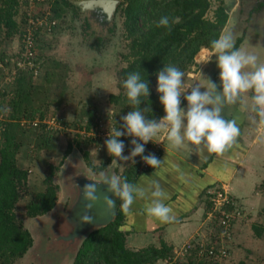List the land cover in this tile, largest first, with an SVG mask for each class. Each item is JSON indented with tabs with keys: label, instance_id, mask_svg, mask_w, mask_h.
Here are the masks:
<instances>
[{
	"label": "rangeland",
	"instance_id": "374dc122",
	"mask_svg": "<svg viewBox=\"0 0 264 264\" xmlns=\"http://www.w3.org/2000/svg\"><path fill=\"white\" fill-rule=\"evenodd\" d=\"M54 1L41 0L33 6L35 12L46 13L42 21L44 28L38 30L41 32L38 49L41 64L40 68L35 70L37 74H34L32 81L35 86L33 98L35 118L32 121L34 127L21 128L19 135L22 147L18 153V161L20 166L29 170V182L23 190L17 213L25 226L31 230L35 245L25 257L16 259L15 264H53L54 261L50 262L52 259L57 260V264H72L77 248L86 234L97 227L108 225L117 216L119 199L116 200L115 214H110L103 200L104 193L101 192L100 200L95 202L92 209L96 222L93 225L77 226L71 218L75 209L82 207L81 187L88 182L79 179L78 194L75 186L69 191L66 182L69 165L72 176L81 169L102 176L100 174L102 171L96 169L103 166L102 168L108 171L105 176L121 177L136 164L131 161H119L116 157L112 158L103 145L108 134L111 135L116 128H119L122 123L120 117L127 114L120 113V109L109 101L112 93L120 92L119 71L127 66L123 58V54L129 52L128 40L124 35L123 14L120 13L117 18L114 15L115 20L108 21L104 13L97 14L80 9L76 15L71 8L63 9L62 6L61 9L65 13L62 17H58L56 12L52 11ZM26 5L27 2L22 0L15 18L19 25L18 33L13 37H7L4 28L0 34V52L5 58L11 59L23 48L20 36L24 34L27 26L24 21L25 9L28 8ZM219 5L218 0H213L207 14L209 18H213ZM47 12L55 18V30H49L50 20ZM113 21L116 22L115 27ZM257 52L258 55H263V58L259 57V62H264V52L261 49ZM209 53L210 49L200 51L197 56V61L200 60V63L184 75L185 88L192 85L199 74H208L210 79L216 75L213 72L215 56L210 62L204 63ZM0 68H2L0 83L5 81L3 76L5 71H7L6 76L18 72L12 64L5 66V63L1 62ZM154 89H156V80ZM204 90L201 88V91ZM249 98L251 99V96ZM7 102L8 100L3 104L4 114L10 116L12 107ZM41 115L44 117L42 118ZM42 122H46L56 130H46L43 125L40 126ZM86 124L95 128L81 129ZM118 139L125 143L123 154L129 155L132 137L122 136ZM45 142L49 143V146L44 145ZM149 142V148L146 147L147 152L152 150V143ZM71 143L74 147L67 155L66 150ZM134 159L138 162L140 157ZM141 162L143 166L146 165L142 160ZM51 173L53 182L62 186L58 191L57 205L43 216L29 218L26 214V206L32 198L47 188L46 179ZM261 189L263 190V186ZM242 205L247 215L236 221L233 239L221 243L229 246L231 253L227 259L218 264H246L248 261L244 260L246 249L257 250L264 264V202L255 211L248 209L245 204ZM53 219H61L65 224L53 223ZM254 225H258L262 230V236L255 234ZM219 231V225L209 220L205 226V233L200 239L205 244H217ZM240 248L243 249L237 255L236 249L240 250ZM195 263L217 264L209 257L198 258L194 254L180 256L172 264ZM157 264L166 263L158 261Z\"/></svg>",
	"mask_w": 264,
	"mask_h": 264
},
{
	"label": "trees",
	"instance_id": "16d2710c",
	"mask_svg": "<svg viewBox=\"0 0 264 264\" xmlns=\"http://www.w3.org/2000/svg\"><path fill=\"white\" fill-rule=\"evenodd\" d=\"M24 1L28 6L25 9L26 19L24 20L28 27L26 26L24 34L20 36L23 48L21 51L18 50L11 59L5 58L0 52V63H5V66L12 64L18 71V75L9 74L8 76L5 71L3 76H5L6 84L0 83V264H15L16 259L25 257L35 245L31 230L25 226L17 213L23 190L29 182V170L20 166L18 153L22 147L19 138L21 128L34 127L32 121L35 118L33 107L35 86L32 81L36 67L41 64L38 57L41 32L38 30L44 28L42 24L35 25L29 20L32 19L37 23V20L41 19L46 12L40 14L33 10V6L41 0ZM218 1L220 5L213 18H209L207 14L213 0H120L115 16L117 18L120 13L123 14L124 35L128 40L129 52L123 54L127 66L119 71L120 92L112 93L109 97L110 103L119 108L120 113H127L135 107L128 104L126 90L122 86L127 73L135 71L140 73L142 79L150 82V95L141 97L140 105L141 108L150 106L152 109L151 113L146 114V118L159 120L165 114L163 105L159 102V94L154 89L155 73L163 65L169 64L178 67L184 74L193 69L197 64L196 58L200 51L203 48L210 49V41L219 37L227 23L228 14L223 6L224 0ZM20 4L22 0H0V34L4 28L7 37H13L18 33L19 25L15 18ZM62 6L63 9L71 8L76 15L80 10L72 0H55L52 11H55L58 17H62L65 13L61 9ZM48 14L50 13L47 12ZM162 16L169 17L170 30L157 27ZM48 18L49 30H55L56 23H53L55 18L51 15H48ZM115 26L116 22L113 21V27ZM29 34L33 40L31 43L27 39ZM27 45L31 48H26ZM27 49H31L32 55ZM20 61H23L24 65H20ZM29 63L35 65L31 66ZM7 100L12 107L10 116H5L3 109V104ZM41 125L46 130H56L46 122H42ZM84 128L90 130L95 126L86 124L81 129ZM149 143L145 145V149L149 148ZM44 145L49 146V143L45 142ZM73 147L72 143L69 144L66 150L67 155L72 152ZM148 153L146 150L144 154ZM142 164L140 158L128 172L121 176V179L126 178L128 182L134 184L143 169ZM102 167L96 170L105 169ZM144 167L146 170L151 168L148 165ZM46 180L47 188L39 192L26 206V214L29 218L43 216L57 205L60 186L53 182L52 173ZM262 186L264 194V183ZM120 203L119 200L117 216L112 222L93 229L82 239L72 264H157L158 261L173 253V248L165 242L160 247L150 245L138 250L129 248L127 232L123 229L126 213L121 211ZM254 229L257 235H263L258 225H254ZM192 254L199 258L197 251ZM53 261L57 264V260L52 259L50 262Z\"/></svg>",
	"mask_w": 264,
	"mask_h": 264
},
{
	"label": "clouds",
	"instance_id": "9594fccd",
	"mask_svg": "<svg viewBox=\"0 0 264 264\" xmlns=\"http://www.w3.org/2000/svg\"><path fill=\"white\" fill-rule=\"evenodd\" d=\"M157 27L170 30L169 17L162 16ZM213 56L219 69V84L208 79L207 87L193 83L185 88L184 72L171 64L163 65L155 73V90L165 113L159 120L146 118V114L152 111L150 106L140 107L141 97L150 95V82L142 79L139 72L127 73L122 86L126 90L128 104L135 107L120 117L122 123L119 128L104 140L108 155L133 164L136 163L134 158L140 156L146 165L156 169L163 161L153 153L145 155V145L164 129H167V140L174 147L187 144L194 151L203 147L209 153L222 155L240 136L237 119H225L223 109L226 105L236 104L242 94L248 92L252 93L251 111L259 118V125L264 126V62H259L256 54L236 48L231 31L221 32L218 38L210 41V53L204 63L210 62ZM201 88L205 90L201 91ZM182 96L187 101L186 109L181 107ZM253 123H257L255 117ZM122 136L132 137L129 155L123 154L125 143L118 139ZM258 139L264 143V136ZM86 178L89 182L81 187L82 207L75 209L71 218L78 227L96 222L92 209L95 202L100 200L101 192L104 193L103 200L110 214H115L117 199L121 201V211L127 213L137 198H148L150 202L144 209L148 216L161 223L176 220L173 209L164 202L167 197L158 181L145 188L128 182L126 178L122 180L117 175L102 177L98 181Z\"/></svg>",
	"mask_w": 264,
	"mask_h": 264
},
{
	"label": "crops",
	"instance_id": "0c3cea01",
	"mask_svg": "<svg viewBox=\"0 0 264 264\" xmlns=\"http://www.w3.org/2000/svg\"><path fill=\"white\" fill-rule=\"evenodd\" d=\"M254 22L251 21V24L247 25L251 35L249 41L251 48L247 49L246 44L242 48L256 54L258 58H263L257 51L261 49L264 52V29L263 35L261 33L260 38L253 41V33L257 29ZM205 49L207 48L202 51ZM217 71L218 68L213 71L216 75L211 79L208 78V74H199L194 83L207 86L208 79L219 82ZM251 95V92L244 93L236 104L226 105L223 109L225 119H237L240 136L222 155L209 153L203 147L194 151L193 147L187 144L174 147L166 138L167 129L153 137L152 150L149 153L155 154L163 162L156 169L151 167L146 170L143 166L134 184L147 188L153 181H158L167 197L164 202L173 209L176 220L161 223L156 218L148 216L144 209L150 200L137 198L130 211L126 213L123 225L127 232L129 248L138 250L150 245L160 247L165 242L174 251L194 238L203 237L211 206L210 192L218 187L228 188L234 197L252 211L263 204L264 194L261 188L264 183V143L259 142L258 138L264 136V126L259 125V118L251 111L249 98ZM181 107L185 109L187 107L183 96ZM254 117L257 123H253ZM70 168L71 165L67 167L68 170ZM103 170L100 174L105 176L108 171L105 169L103 173ZM68 189L70 191L71 188ZM55 220H52L53 223ZM241 249L243 248L236 249L237 255L241 253ZM245 251L247 253L244 260H248L246 264H263L257 250Z\"/></svg>",
	"mask_w": 264,
	"mask_h": 264
},
{
	"label": "built area",
	"instance_id": "2783aa9c",
	"mask_svg": "<svg viewBox=\"0 0 264 264\" xmlns=\"http://www.w3.org/2000/svg\"><path fill=\"white\" fill-rule=\"evenodd\" d=\"M31 2H33V0H31ZM41 17V19L37 20V23L32 19H30L29 22L35 25L42 24L43 16ZM53 23L56 22L53 21ZM30 34L32 35V33ZM30 34L28 35L27 39L31 43L33 40ZM30 46L27 45L26 48H31ZM28 51L29 54L32 55L33 52L31 49ZM26 55L28 56V52H26ZM23 61H20L19 64L24 65ZM30 65L34 66L35 64L31 63ZM38 68H40V64L36 67V70ZM35 73L37 74L36 71ZM210 201L211 206L207 218L208 221L210 220L213 224L217 223L220 227L217 244H205L200 238H194L182 248L175 249L172 254L160 261L165 262L166 264H172L173 262L177 261L180 256L184 257L188 254L190 255L194 251H197V254L200 258L206 256L216 263L223 262L230 256L229 246L225 245V243H221L223 241L229 242L233 239L235 223L237 220L244 218L247 215L246 210L243 208V203L234 197L228 188L223 186L215 188L210 192Z\"/></svg>",
	"mask_w": 264,
	"mask_h": 264
},
{
	"label": "flooded vegetation",
	"instance_id": "af4514ba",
	"mask_svg": "<svg viewBox=\"0 0 264 264\" xmlns=\"http://www.w3.org/2000/svg\"><path fill=\"white\" fill-rule=\"evenodd\" d=\"M223 6L228 14V19L222 32L231 31L233 33L236 48H242L246 44V48L250 49L251 45L249 41L251 35H249L247 25H250L251 21H255L257 29L253 33V41H257L261 33L263 35L264 3L259 2V0H224ZM252 18L253 20H251ZM213 62L214 70H216L215 59ZM58 220L56 219L54 223L64 225L63 221Z\"/></svg>",
	"mask_w": 264,
	"mask_h": 264
},
{
	"label": "water",
	"instance_id": "95a60500",
	"mask_svg": "<svg viewBox=\"0 0 264 264\" xmlns=\"http://www.w3.org/2000/svg\"><path fill=\"white\" fill-rule=\"evenodd\" d=\"M72 1L83 11H92L97 14L104 13L108 21L113 20L117 7L120 3V0H72ZM259 2L264 3V0H259ZM251 20H253V18ZM68 171H69L68 172L69 188H73L75 186V188H77L76 194H78L79 179H84L85 181L89 182L86 177L90 178L91 180L98 181L102 177L108 176V175L107 176L93 175L91 172L89 173L85 169H81L80 171L78 170V172L74 173L72 176L71 168ZM76 200L77 199H75V201ZM60 221L62 220L60 219ZM89 233L90 232H88L87 234Z\"/></svg>",
	"mask_w": 264,
	"mask_h": 264
}]
</instances>
